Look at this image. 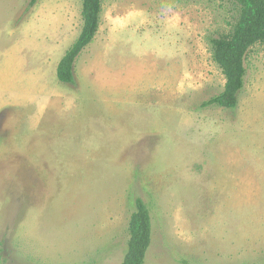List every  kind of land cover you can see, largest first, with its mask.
<instances>
[{"label": "rangeland", "instance_id": "obj_1", "mask_svg": "<svg viewBox=\"0 0 264 264\" xmlns=\"http://www.w3.org/2000/svg\"><path fill=\"white\" fill-rule=\"evenodd\" d=\"M30 1L0 0V264H122L138 197L145 264H264V43L237 107L202 106L239 4L104 0L66 83L83 0Z\"/></svg>", "mask_w": 264, "mask_h": 264}, {"label": "trees", "instance_id": "obj_2", "mask_svg": "<svg viewBox=\"0 0 264 264\" xmlns=\"http://www.w3.org/2000/svg\"><path fill=\"white\" fill-rule=\"evenodd\" d=\"M37 1L31 0L30 4L35 5ZM233 1L239 4L240 13L232 29L209 39L212 58L225 76V87L221 93L205 101L203 107H237L239 94L245 86L248 52L255 44L264 43V0ZM103 3L104 0H83L81 31L58 64L60 81L75 82V61L99 31ZM129 232L128 249L122 264H145L152 242V219L150 207L141 197L135 200Z\"/></svg>", "mask_w": 264, "mask_h": 264}, {"label": "crops", "instance_id": "obj_3", "mask_svg": "<svg viewBox=\"0 0 264 264\" xmlns=\"http://www.w3.org/2000/svg\"><path fill=\"white\" fill-rule=\"evenodd\" d=\"M137 19H138V20H141V19H140V18H138V17H137ZM139 24H140V25H142V24H143V21L141 20V22H140Z\"/></svg>", "mask_w": 264, "mask_h": 264}]
</instances>
